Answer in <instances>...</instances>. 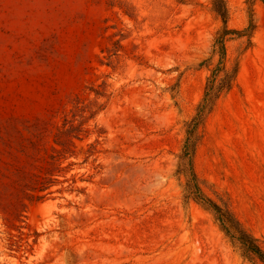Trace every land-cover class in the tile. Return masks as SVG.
<instances>
[{
	"label": "rangeland",
	"instance_id": "obj_1",
	"mask_svg": "<svg viewBox=\"0 0 264 264\" xmlns=\"http://www.w3.org/2000/svg\"><path fill=\"white\" fill-rule=\"evenodd\" d=\"M227 1L242 30L248 0ZM209 3L0 0V264H247L173 178L211 75L199 64L224 27ZM253 9V46L228 43L238 87L208 118L195 167L264 242V4ZM76 97L77 122L104 109L44 175Z\"/></svg>",
	"mask_w": 264,
	"mask_h": 264
},
{
	"label": "trees",
	"instance_id": "obj_2",
	"mask_svg": "<svg viewBox=\"0 0 264 264\" xmlns=\"http://www.w3.org/2000/svg\"><path fill=\"white\" fill-rule=\"evenodd\" d=\"M257 1L264 4V0H248L246 24L242 30H235L228 26L231 18L228 1L210 0L208 10L223 21L224 27L216 33L210 57L199 64L201 68H208L211 75L194 116L185 122L186 136L178 154L177 169L173 174V178L181 188L185 209L188 210L192 204H196L210 213L235 252L247 264H264V242L246 229L236 215L230 198L198 175L195 161L208 118L220 100L238 87L240 62L239 60L231 61L228 43H235L237 47H243L245 50L253 46V35L257 30V24L253 18V6ZM174 88L176 87L172 89ZM92 91L98 97H107L105 92L93 89ZM73 100L72 120L66 118L63 125L56 130L54 145L50 150L44 175L53 177L61 172L62 163L74 154L72 150L75 147L74 141L82 140L89 134V130L84 125L104 109L103 104L95 102V110L89 112V117L82 115L84 120L77 122L76 113L84 112L85 106H83L82 98L76 97Z\"/></svg>",
	"mask_w": 264,
	"mask_h": 264
}]
</instances>
